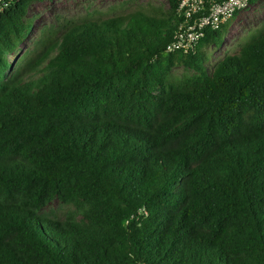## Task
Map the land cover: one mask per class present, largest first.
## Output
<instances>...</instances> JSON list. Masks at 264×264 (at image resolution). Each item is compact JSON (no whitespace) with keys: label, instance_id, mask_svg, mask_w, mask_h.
I'll return each mask as SVG.
<instances>
[{"label":"trees","instance_id":"1","mask_svg":"<svg viewBox=\"0 0 264 264\" xmlns=\"http://www.w3.org/2000/svg\"><path fill=\"white\" fill-rule=\"evenodd\" d=\"M34 1L0 11V264H264V21L211 68L238 14L167 52L177 0L18 55Z\"/></svg>","mask_w":264,"mask_h":264},{"label":"rangeland","instance_id":"2","mask_svg":"<svg viewBox=\"0 0 264 264\" xmlns=\"http://www.w3.org/2000/svg\"><path fill=\"white\" fill-rule=\"evenodd\" d=\"M149 4L168 7V0H37L29 7V16L37 15L35 27L30 37L22 43L18 55L33 47L39 36L42 26L54 21L56 15L82 20L86 16L106 18L114 13L131 12ZM264 21V0L250 4L242 10L231 22L229 33L221 47L210 46L206 48L209 67H214L226 55L239 52L241 46L247 41L250 33ZM175 75L193 74L194 70L183 66L174 68ZM58 202L53 205L57 206Z\"/></svg>","mask_w":264,"mask_h":264},{"label":"built area","instance_id":"3","mask_svg":"<svg viewBox=\"0 0 264 264\" xmlns=\"http://www.w3.org/2000/svg\"><path fill=\"white\" fill-rule=\"evenodd\" d=\"M22 0H0V11ZM178 24L167 52L193 50L207 29H218L250 5V0H177ZM15 60V59H14ZM13 60V61H14Z\"/></svg>","mask_w":264,"mask_h":264}]
</instances>
